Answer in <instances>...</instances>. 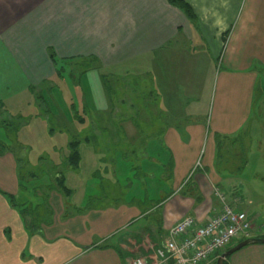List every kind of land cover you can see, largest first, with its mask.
<instances>
[{
    "label": "crops",
    "instance_id": "crops-1",
    "mask_svg": "<svg viewBox=\"0 0 264 264\" xmlns=\"http://www.w3.org/2000/svg\"><path fill=\"white\" fill-rule=\"evenodd\" d=\"M182 1L192 8L194 22L167 0H0V115L13 118L30 107L33 86L56 73L52 54L95 57L109 71L127 70L132 58L149 57L155 101L166 105L164 120L172 121L158 128L151 158L152 170H169L162 180L158 174L163 188L152 186L145 202L122 199L108 167L104 174L96 169L90 201L70 204L73 194L65 197L49 188L35 198L40 201L35 206L46 205L52 214L32 226L31 214H25L32 211L31 197L20 192L18 158L0 151V264H133L137 258L146 264H174L155 255L170 229L185 217L205 225L222 211V195L224 203L248 214L250 239H264V226L246 211L241 185L212 168L218 136L234 138L251 118L257 80L253 70L257 62L264 67V0ZM223 51L228 63L219 74L208 128L207 107L201 103L210 98L213 60ZM138 66L137 71H144ZM195 71L198 76L192 75ZM188 88L191 107L178 100ZM206 138L201 172L191 176ZM155 176L149 178L154 181ZM112 187L118 196L113 197ZM222 254L204 264H217ZM224 262L264 264V243L249 245Z\"/></svg>",
    "mask_w": 264,
    "mask_h": 264
},
{
    "label": "rangeland",
    "instance_id": "rangeland-1",
    "mask_svg": "<svg viewBox=\"0 0 264 264\" xmlns=\"http://www.w3.org/2000/svg\"><path fill=\"white\" fill-rule=\"evenodd\" d=\"M202 57L199 55L200 59ZM225 57L226 52L223 51L213 60L215 79L210 98L201 103L203 108L207 107L204 123L208 128L216 106L219 74L227 68ZM56 61V73L48 76L42 84L33 86L34 100L28 109L13 114V118L0 115V151H10L18 158L20 192H26L27 197H31L30 201L27 200L32 210L29 215L36 209L35 205L40 203L35 199L38 195L49 188L58 190L52 172L63 173L66 187L73 194L70 204L81 205L85 199L90 201L91 184L97 179L95 171L98 169L104 174L106 167L118 185L116 189H119L122 199L126 196L127 201L141 198L145 202V197L152 194V186L163 188L162 175L169 169L162 168L159 172L152 170L151 158L158 128H162L165 122H172L164 120L166 105L155 101L152 87L156 81L147 69L150 67L149 57L140 60L132 58L128 62L132 66L124 71L123 68L105 70L101 62L91 56L56 55ZM135 65H142L144 71H137ZM42 70L45 71V66ZM253 71L256 72L257 80L250 121L234 138L218 136L212 168L217 175L241 185L242 200L248 206L246 211L258 219L256 224L259 227H263L264 67L257 62ZM192 75L198 76V71L192 72ZM190 78L191 71L188 72L187 81ZM179 86L177 90L181 89ZM208 91L206 89L205 92ZM189 95L190 88L178 100L185 106L190 103L191 107L193 101H189ZM195 121L192 120L193 123ZM207 137L211 138V134H207ZM71 142H81L78 169L66 166ZM207 142L206 138L202 155L191 176L201 172L200 165L204 162ZM105 162L108 166H103ZM159 173L161 180L157 181ZM153 174L156 175L154 181L149 178ZM146 176L144 180L141 179ZM104 185L111 187V182H105ZM121 187L124 188L122 191ZM108 189L111 191L113 187ZM116 189L111 191L113 197L118 196L119 191Z\"/></svg>",
    "mask_w": 264,
    "mask_h": 264
},
{
    "label": "built area",
    "instance_id": "built-area-1",
    "mask_svg": "<svg viewBox=\"0 0 264 264\" xmlns=\"http://www.w3.org/2000/svg\"><path fill=\"white\" fill-rule=\"evenodd\" d=\"M219 195V194H217ZM222 211L199 226L192 217H185L169 231V238L155 251L160 262L174 264H203L217 253L227 250L235 241L249 239L252 221L247 213L227 205L224 197ZM133 264H146L137 258Z\"/></svg>",
    "mask_w": 264,
    "mask_h": 264
},
{
    "label": "trees",
    "instance_id": "trees-1",
    "mask_svg": "<svg viewBox=\"0 0 264 264\" xmlns=\"http://www.w3.org/2000/svg\"><path fill=\"white\" fill-rule=\"evenodd\" d=\"M167 2L171 6L179 9L189 21H191V22L195 21L196 16H195L192 8L187 3H185L182 0H167ZM226 37H227V34H225V36L223 37L224 42H226ZM50 57H51V60L54 64V66H56L57 61H56L55 55L52 54V55H50ZM80 145H81V142L69 143V146H68L69 147V156L66 158V166L72 167V169H78L80 166L81 159H80V154L78 151ZM52 174L54 175V178L56 179L57 185L59 186V187H57V189H58L57 192L64 195L65 197H70L72 193L66 187L65 177H64L63 173L62 172H54V173L52 172ZM51 190L56 191L54 189V187L51 188ZM39 208H40V210H38V212H37V208L32 212V214H31L32 221L31 222L29 221L30 222L29 226H32L34 222L40 223V219L45 217L47 215V213L52 214V212L49 211V209L46 205H40ZM27 212L30 213L31 211H26L25 214H27ZM27 225H28V223H27ZM245 240L246 239L241 240L240 243L245 241ZM236 245L234 244L233 246H230L223 253L229 251L230 249H232ZM224 264H226V262H224Z\"/></svg>",
    "mask_w": 264,
    "mask_h": 264
},
{
    "label": "water",
    "instance_id": "water-1",
    "mask_svg": "<svg viewBox=\"0 0 264 264\" xmlns=\"http://www.w3.org/2000/svg\"><path fill=\"white\" fill-rule=\"evenodd\" d=\"M264 243V239H247L241 243H239L238 245H236L235 247H233L232 249H230L229 251L225 252L224 254H222V256L219 258L218 263L217 264H224V261L230 257L231 255H233L234 253H236L237 251L252 245V244H262Z\"/></svg>",
    "mask_w": 264,
    "mask_h": 264
}]
</instances>
